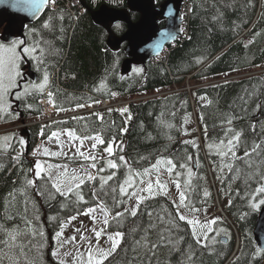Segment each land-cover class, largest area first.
I'll use <instances>...</instances> for the list:
<instances>
[{
	"label": "trees",
	"instance_id": "16d2710c",
	"mask_svg": "<svg viewBox=\"0 0 264 264\" xmlns=\"http://www.w3.org/2000/svg\"><path fill=\"white\" fill-rule=\"evenodd\" d=\"M86 5L121 9L125 0H86ZM188 5L189 40L171 49L166 65L148 64L127 76L120 74L123 51L107 50L106 32L86 12L74 23L63 9L47 10L27 27L26 46L38 42L37 50H44L43 63L31 58L32 68L39 76L55 78L50 91L59 108L114 95L129 100L159 96L129 104L128 125L127 115L104 112L100 122L91 115L43 131L30 129L29 152L39 134L44 140L56 129L72 130L81 138L99 135L105 143L98 149L119 144L112 157L117 168L101 172L97 166L94 180L82 177L80 187L65 196L56 192L52 185L57 182L47 173L36 178L26 151L24 158L16 155V146L0 151V264H60L52 256L56 233L64 221L96 204L111 216L107 229L123 234L104 264H263L264 251L257 248L253 231L264 205V193L257 192L264 187V73L250 75L264 70V0H188ZM137 18L132 15V21ZM112 31L121 36L125 27ZM186 85L193 89L160 95ZM31 97L24 119L42 115L37 102L43 92ZM194 123L197 131L189 129ZM237 133L239 140L229 145ZM158 160L164 163L157 165ZM160 167H172L169 181L162 180ZM207 167L217 180L223 216L208 219L205 230L198 228V244L192 226L179 220V202L169 198L168 184L179 196L185 194L179 213L194 220L207 217L215 211ZM149 183L161 190L140 200L133 216L129 204ZM9 232L17 234L11 247L4 243Z\"/></svg>",
	"mask_w": 264,
	"mask_h": 264
},
{
	"label": "rangeland",
	"instance_id": "374dc122",
	"mask_svg": "<svg viewBox=\"0 0 264 264\" xmlns=\"http://www.w3.org/2000/svg\"><path fill=\"white\" fill-rule=\"evenodd\" d=\"M70 17L72 18V15H70ZM0 45L4 44L0 43ZM10 45L4 46L8 47ZM19 50L20 48H18V51ZM29 59L31 60V58ZM258 72L259 70H254V72L251 73L252 75L250 76L262 74L264 73V70L260 71V73ZM38 77L40 76L37 74V79L34 82L30 81L33 83L32 85H37V87H31L32 85L28 86L25 89L27 90V94H24L25 90L24 92H21L20 99H17L15 95V93L18 92L19 88L17 87L15 89H12L10 91V94L5 97L6 103L0 105V107L6 108L5 111H0L1 119H3V122L0 123V151L10 150L14 146H16V155L23 158L25 156L26 151V155L29 154L28 160L29 163L33 165L32 171H34V173L36 171L35 165L37 163H40L41 165L42 176L40 175V178L36 177L37 179H41V177L45 176V173H47L52 180L56 181L57 183H60L62 189L66 190L69 187L73 188L74 186H76L77 182L82 177L83 180L84 177H88L89 175L95 178L97 166H99V170L101 172H103L105 168H110L108 166V162L110 160L113 161L112 157L115 153V149H113V153L110 155L107 151H105L107 147L111 146L110 144L100 149H98V146L100 145L98 144L97 147L93 149V140L79 137L83 139V144L81 145L80 139H72L67 135V133L72 130L56 129L57 131L53 130L52 133L55 131L56 133H58V136H52L51 133L46 139L43 140L41 138V134H39L36 143L34 144L32 150L29 152L28 150L30 136L28 133H30V129L39 127V129L43 131V129L45 128L61 125V123H65L66 121L71 119L84 118L88 116L90 117L94 114L99 115L100 113L107 112L109 110H114L119 114H126L128 117L129 114L127 112L122 113V110L124 109V104L122 103L123 98L118 97L116 95L112 97L114 108L111 109H104L105 106L103 102H105V100L100 99H95L93 105L81 104L83 105L82 107L78 105L72 108H59L53 99L54 95L52 94L51 96V102L48 95L49 92L52 93L50 91V86L55 81V78L48 77V81L45 84V82L38 81ZM237 78L239 77H235V79ZM19 81L20 78H18V82ZM41 84L44 85L42 89L39 87V85ZM186 89L187 85L184 87L183 90ZM40 91L43 92V97L37 102V104L39 105L42 111L41 116L21 119V117L17 116L15 112H10L14 100H21L20 104H22L21 106L23 107V111L24 109H31L32 93L36 94ZM166 94L171 93L167 92L162 93L160 95ZM158 96L159 95H154V97ZM146 100L148 99L142 97L139 99V102ZM7 105H10L11 108L7 107ZM9 116V120H4ZM126 121H128V118H126ZM194 128L197 131L198 125L195 123L194 127L191 124L189 129L193 130ZM20 141H23L24 143L21 144ZM80 152H83L84 156H94L96 157V159H85L84 156H81L79 154ZM93 164H95V167L92 166ZM222 167H224V165ZM207 171L208 177L211 179L210 189L212 190L215 198V211L207 215V217L202 218L201 216V218L197 220L200 222V224L205 223L208 219L214 218L218 215H222L218 211V207L221 204V199L217 195V180L213 176L211 167H207ZM160 172L162 180L169 181L168 171L160 167ZM154 187L155 185L153 186L151 192H148V190L146 189L144 190L146 192H142L139 196H136L133 199L134 201H131V203L129 204V210L134 211L136 209L140 201V197H143L144 199L148 195L158 193L161 190L160 189L158 191H155L158 187ZM168 196L170 199H172L178 204L179 192L178 189L172 183L168 184ZM84 200L85 199H82V201ZM102 208L103 207L101 204H96L92 207V209H95L94 212L85 214L88 212L87 209L82 215L76 216L73 219L64 221L62 223V227L59 230L61 235L59 237L55 235V242L53 243L55 244V248L53 249L52 253L54 251L58 253L57 256L52 255L56 262L60 263V261H63L64 264H88L89 249L93 251L94 256H98V253L96 252L97 249H103L107 251L111 247V241H109L108 237L109 235H113L115 233L110 232L107 229V224L104 223V220L107 219V221H110L111 216L107 213L104 208V210L102 211ZM97 231H101V236L99 240H97L95 235V232ZM235 237L237 240L236 234Z\"/></svg>",
	"mask_w": 264,
	"mask_h": 264
},
{
	"label": "water",
	"instance_id": "95a60500",
	"mask_svg": "<svg viewBox=\"0 0 264 264\" xmlns=\"http://www.w3.org/2000/svg\"><path fill=\"white\" fill-rule=\"evenodd\" d=\"M156 1L125 0V8L101 5L97 10H92L86 5V0H80L93 25L106 32L107 50L113 54L123 51L126 58L121 65V76L129 75L134 68L146 69L153 59L181 36V9L185 0H164L159 5ZM47 6L48 2L37 9L32 0H0V43L10 45L13 40H24L27 27L42 18ZM132 15L138 17L136 22L132 21ZM117 25L125 27L121 36L112 31ZM28 78L34 82L37 76L30 71ZM253 239L263 252L264 206L256 220Z\"/></svg>",
	"mask_w": 264,
	"mask_h": 264
},
{
	"label": "snow or ice",
	"instance_id": "6c2138e0",
	"mask_svg": "<svg viewBox=\"0 0 264 264\" xmlns=\"http://www.w3.org/2000/svg\"><path fill=\"white\" fill-rule=\"evenodd\" d=\"M47 2H50L53 5L55 4V0H32L33 6H35L37 9L41 6H43ZM44 27L47 28L48 25L45 24ZM24 43L25 42L23 40H13L11 42V45L8 47H5L4 45H0V105H3L6 103L5 97L10 94V91L12 89L19 87L18 78H22V72L20 70V64L22 62L23 57H29V58L37 59L39 63H43V60L41 58L44 55V50L42 48L39 49V57L34 55L37 52V49L39 46L38 42L32 46H25V47L21 48L20 46L24 45ZM18 48H20L19 51H18ZM47 81H48V75H47V73H45V75H44L45 84L47 83ZM31 87H37V85H32ZM39 87L42 89L44 87V85L41 84V85H39ZM24 94L25 95L27 94V90H25ZM15 95H16L17 99L21 98V93L17 92V93H15ZM48 95H49L50 102H51L52 93L49 92ZM80 106L82 107L83 105H80ZM7 107H10V105H7ZM5 110H6V108L0 107V111H5ZM126 112H128L127 108L122 110V113H126ZM230 122L231 121H229V123ZM67 135L72 139H80L81 145L83 144V139L77 137L74 132L69 131L67 133ZM52 136H58V133L53 132ZM84 139H91L94 141V143L92 144L93 149H95L98 144L102 145L105 143V141L99 135H96L94 137H85ZM234 140H236V141L239 140V133H237L232 140H229L228 144L233 145ZM20 143L23 144L24 142L20 141ZM258 147H259V145L255 146V148H258ZM255 148L253 150H255ZM105 151H107L111 155L113 153V148L111 146H109L105 149ZM229 151H232L231 147L229 148ZM79 154L81 156H84L83 152H80ZM233 155H235L234 152H233ZM245 155L248 156L249 153L246 152ZM84 158L85 159H92V160L96 159V157H94V156H84ZM120 159L123 160L124 157L121 156ZM156 163H157V165H159L161 163H164V161L158 160ZM166 163L170 166L172 165L171 160L166 161ZM92 166L95 167V164H93ZM108 166L110 168H113V169L117 168V164L111 160L108 162ZM35 169H36V171H35L36 177L40 178L41 171H42L40 163H37L35 165ZM168 171L171 172L172 167H169ZM112 178H113L112 175H109L107 177L108 180H111ZM88 179L92 180V179H94V177L89 175ZM104 182L106 183L107 181H104ZM27 183H28V185H33L34 182H33V180H28ZM81 183H83V180H81L80 183L76 184V188H79ZM130 183H131L130 181L125 182V184H130ZM157 184L158 185L160 184L159 180H157ZM52 186L56 189V192H58L61 196H65L67 193H70L73 191V189L71 187L67 188L66 190L62 189L60 183H54ZM163 187L164 186L161 185V188H163ZM177 187H179V185H177ZM152 188H153V185L151 183H149L147 185V190L149 192H151ZM120 192L122 194H126L124 186L120 187ZM257 192L264 193V187L258 188ZM77 195H79V193H77ZM205 195H207V193H205ZM80 199L82 200L83 197L81 196ZM140 200L142 201L143 197H140ZM184 201H185V194L183 192H181L180 196H179V204L177 205L179 220L186 221L187 224L192 226V229H193L192 235L194 238H196V242L199 244L201 241H200V238L198 237V228L200 230H205L208 228V224H200L199 221L194 220V219H188L185 215H183L182 213H179V208L184 205ZM260 203L264 204V200L260 201ZM253 207H256V205H253ZM103 210L104 209L102 208V211ZM94 211H95V209L89 208L88 212L85 214H89V213L94 212ZM131 214L133 216H135L136 212L132 211ZM117 215H121V214L118 213ZM104 223L105 224L108 223L107 219L104 220ZM210 223L215 224L216 221L212 220ZM101 231L95 232L97 240H99V238L101 236ZM60 235H61L60 232L56 233L57 237H59ZM122 235L123 234L119 233V232H117L113 235H109L108 239H109V241H111V247L107 251H105L103 249H97L96 252L98 253V256H94L93 251L91 249H89L88 264H104V261L107 260L108 257L116 251L117 247L120 244V238L122 237ZM40 236H43L42 232L40 233ZM16 239H17V234L15 232H9L8 233V240L5 241L4 243L9 245V247H11V244L14 243L16 241ZM73 239H75V238H73ZM203 239L207 240L208 237L205 235V236H203ZM20 247H21V254H23V246L21 245ZM52 255L57 256L58 253L54 251L52 253ZM60 264H64V262L60 261Z\"/></svg>",
	"mask_w": 264,
	"mask_h": 264
},
{
	"label": "built area",
	"instance_id": "2783aa9c",
	"mask_svg": "<svg viewBox=\"0 0 264 264\" xmlns=\"http://www.w3.org/2000/svg\"><path fill=\"white\" fill-rule=\"evenodd\" d=\"M48 9L51 11H58L60 9L67 11L68 13H70V15H72V18L75 23L85 13L81 6L80 0H55L54 5L49 2ZM188 16H189V6L185 5L183 8L184 22H183V34H182L181 42H183L184 40L187 41L189 39V31L187 24ZM174 47L176 46L174 45ZM170 52L171 50L169 48L165 49L164 53L159 58L155 59L153 63L166 65ZM103 104L105 106L104 109L114 108V105H111L108 102H103ZM98 119L100 120L99 115H98Z\"/></svg>",
	"mask_w": 264,
	"mask_h": 264
},
{
	"label": "flooded vegetation",
	"instance_id": "af4514ba",
	"mask_svg": "<svg viewBox=\"0 0 264 264\" xmlns=\"http://www.w3.org/2000/svg\"><path fill=\"white\" fill-rule=\"evenodd\" d=\"M23 41L25 43H24V45H21V48L25 47L27 45L26 44V39H24ZM37 51L39 52V50H37ZM35 56L39 57L38 55H35ZM20 70L22 72V78H20V81L18 82L19 83L18 92L21 93V92H24V90L28 86L33 84L32 82H30V80L28 78V73L31 71V72L36 74V72L32 68V64H31V61H30L29 57H23L22 62L20 64ZM36 76H37V74H36ZM43 76L44 75H41L40 77H38V81L44 82ZM20 102H21V100H19V101L14 100L12 108L10 107L11 108L10 112H15L17 114V116H20L21 119H24V111L22 110L23 107L21 106Z\"/></svg>",
	"mask_w": 264,
	"mask_h": 264
},
{
	"label": "bare ground",
	"instance_id": "6f19581e",
	"mask_svg": "<svg viewBox=\"0 0 264 264\" xmlns=\"http://www.w3.org/2000/svg\"><path fill=\"white\" fill-rule=\"evenodd\" d=\"M74 23H75V22H74ZM122 115L126 116V114H122ZM126 118H128V120H129V117L126 116V117L124 118L125 122H126Z\"/></svg>",
	"mask_w": 264,
	"mask_h": 264
}]
</instances>
